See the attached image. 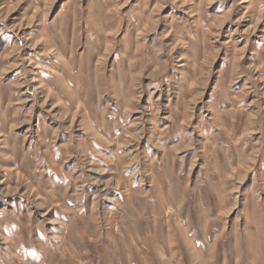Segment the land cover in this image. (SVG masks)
<instances>
[{
  "label": "rangeland",
  "instance_id": "374dc122",
  "mask_svg": "<svg viewBox=\"0 0 264 264\" xmlns=\"http://www.w3.org/2000/svg\"><path fill=\"white\" fill-rule=\"evenodd\" d=\"M0 264H264V0H0Z\"/></svg>",
  "mask_w": 264,
  "mask_h": 264
}]
</instances>
